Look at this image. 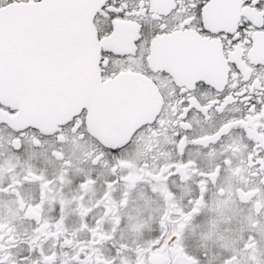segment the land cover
<instances>
[{
  "label": "snow or ice",
  "instance_id": "1",
  "mask_svg": "<svg viewBox=\"0 0 264 264\" xmlns=\"http://www.w3.org/2000/svg\"><path fill=\"white\" fill-rule=\"evenodd\" d=\"M0 264H264V0H0Z\"/></svg>",
  "mask_w": 264,
  "mask_h": 264
}]
</instances>
